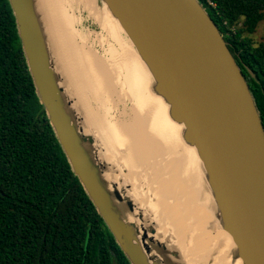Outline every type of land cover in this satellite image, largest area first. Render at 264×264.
Returning <instances> with one entry per match:
<instances>
[{"label":"water","instance_id":"obj_1","mask_svg":"<svg viewBox=\"0 0 264 264\" xmlns=\"http://www.w3.org/2000/svg\"><path fill=\"white\" fill-rule=\"evenodd\" d=\"M101 1L145 64L152 92L183 126L182 139L196 149L221 229L231 236L243 264H264V123L225 35L201 0ZM9 2L51 125L127 259L131 264H188L173 242L162 239L152 213L140 208L130 185L103 178L115 176L117 168L106 159L98 136L84 132V111L77 109L78 100L60 75L35 0ZM126 214H134V220H126Z\"/></svg>","mask_w":264,"mask_h":264},{"label":"trees","instance_id":"obj_2","mask_svg":"<svg viewBox=\"0 0 264 264\" xmlns=\"http://www.w3.org/2000/svg\"><path fill=\"white\" fill-rule=\"evenodd\" d=\"M264 123V0H201ZM0 264H131L75 175L41 103L9 0H0Z\"/></svg>","mask_w":264,"mask_h":264},{"label":"bare ground","instance_id":"obj_3","mask_svg":"<svg viewBox=\"0 0 264 264\" xmlns=\"http://www.w3.org/2000/svg\"><path fill=\"white\" fill-rule=\"evenodd\" d=\"M75 1L35 0V11L50 49L67 72L70 90L85 109L84 132L100 136L106 146L103 144L105 156L121 169L120 175L108 174L103 178L112 181L113 177L124 186L132 185L130 194L140 208L152 213L154 221L158 219L162 239L173 242L188 264H243L231 236L221 229L219 212L204 182L196 149L183 141V126L170 118L164 100L158 96V101L155 96L166 114L160 104L150 101L134 107L133 123L124 124L115 117L111 121L107 109L113 95L110 79H115L116 85L121 83L126 96L132 97L129 68L123 58L111 64L97 51L87 50L79 43L85 35L76 28L79 20L71 13ZM83 1L91 13L97 14L94 0ZM104 9L108 10L106 5ZM106 23L103 25L108 29ZM102 101H105L103 112ZM124 218L133 221L135 215L126 214Z\"/></svg>","mask_w":264,"mask_h":264},{"label":"rangeland","instance_id":"obj_4","mask_svg":"<svg viewBox=\"0 0 264 264\" xmlns=\"http://www.w3.org/2000/svg\"><path fill=\"white\" fill-rule=\"evenodd\" d=\"M94 2H95L94 3L95 6H97V10H96V12L98 11L97 14L91 13L90 9H88L85 6V2L83 0H76L74 3L73 9H71V13H74L79 20V22L76 23V28L79 29L80 31H82L83 34L85 35V37H84L85 39H83V40L79 39V43L82 46H84L85 49H87V50H93L95 52L97 51L99 56H101L104 60H107L111 64H113V60H114V62H118V60L120 62L121 59L123 58L125 63H126V66L129 68L128 76H129V79L131 81L130 85H131L132 92L134 95V96L131 95L132 97L128 98L126 96V93H124L125 91H124V88L121 86V83H118L116 85L115 79H113V78L110 79V81H112L111 82V89L112 90L111 89L110 90H111V94L113 93V95H112L111 103L107 104V109H108L110 118H111L110 115H112L111 121L114 120L113 117H115L121 123H124V124H125V122H126V124L133 123L134 122L133 120H135L134 107L138 106V105L143 106V103H149L150 101H156V103L158 105L160 104L161 108L164 111V114H166V111L163 108V105L161 103H158V101H159L158 96L152 92L153 80L151 79L150 74H149L147 68L145 67L143 61L138 57L136 50L133 47L131 41L129 40V38L124 33V31H123L122 27L119 25L118 21L112 17V15L110 14V12L108 10L104 9V4L102 3V1L101 0H94ZM96 15H98V17H96ZM105 22H107L106 24H108V29L110 28L109 29L110 31L103 25ZM250 37L257 44L264 41V21L259 24L257 31L254 34H251ZM111 48H113L114 51ZM114 55H115V57H114ZM116 56L117 57L119 56V57L117 58ZM140 62H142V63H140ZM61 64H62V67H61L62 70H61L60 75H62L63 80H65L66 84L69 86V84H68L69 78H68L67 72L64 69V66H63L61 59H59V65L61 66ZM121 73L123 74L124 71L121 70ZM140 74H141V76H140ZM121 80H123V77H121ZM115 87L117 89H114ZM155 96L157 97L158 101L156 100ZM118 97H120V98H118ZM104 98H105V95H104ZM122 100H124V101H122ZM105 101H106V99H105ZM105 101H102V103L100 105L101 106L100 109L102 112L105 110V109H103L104 105H102L103 102L105 103ZM79 105L80 106H77V104H76L77 109H79L80 111H85V109L82 108L81 104H79ZM92 105H93V107L96 106L95 103H93ZM114 108H116V109H114ZM85 119H87L86 115H85ZM92 124H94L93 121H92ZM93 127H95V126H93ZM112 133L113 132H111V134H110L111 137H112ZM98 137H100V136H98ZM99 140L101 141V142L99 141L100 144L102 143L101 146H103L104 141L101 139V137ZM104 146H105V144H104ZM180 151H181V149H180ZM115 156H116V154H115ZM107 157H108V155L106 156V159H107ZM116 158H117V156H116ZM184 158H185V156H184ZM186 160H187V164H188V157H186ZM108 161L113 166L116 165V163H114L113 160H111V161L108 160ZM116 168H117V170L115 171L116 172L115 175H120L121 169L118 168L117 165H116ZM186 168L189 170V164H188V167L186 166ZM129 185L132 188V185L131 184H129ZM146 203H149V201H146ZM151 203L153 204V202H151ZM148 215L152 216L150 214H148ZM155 222L157 223L156 224V230L158 233H160L161 225H160L157 218L155 219Z\"/></svg>","mask_w":264,"mask_h":264}]
</instances>
